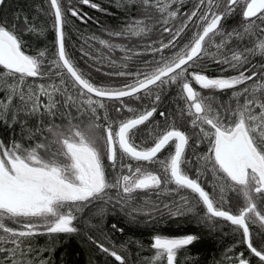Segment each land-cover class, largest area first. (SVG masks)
I'll return each instance as SVG.
<instances>
[{
  "label": "snow or ice",
  "instance_id": "snow-or-ice-1",
  "mask_svg": "<svg viewBox=\"0 0 264 264\" xmlns=\"http://www.w3.org/2000/svg\"><path fill=\"white\" fill-rule=\"evenodd\" d=\"M3 2L0 0V4ZM48 2L54 17L57 50L47 71L43 68L45 52L41 51L37 56L26 54L15 30L0 24V66L4 69V73H0V83L9 93L6 102L0 101V109H10L12 100L18 98L25 107L31 105L29 111L32 113L43 106L47 113L55 115L54 109L58 103L55 100L56 93L66 96V106L71 107L75 103L73 96L67 95L68 89L63 87L67 77L79 96L84 98L81 106L86 108L90 119L83 127L71 121L65 127L51 125L48 128L51 140L31 149H21L19 144L6 148L0 142V253L6 254L5 261L32 264L30 260L18 259L26 255V248L30 249L27 240L35 235L75 233V213L87 204L104 200L109 190H116L117 202L125 205L134 200V194L139 191L178 193L189 190L206 209L209 219L221 218L230 222L234 231L241 233V242L264 264V251L253 246V234L249 228L250 224L256 223L264 228V82H261L264 81V74H261L259 81L232 92L234 106L231 103L214 106V96H203L193 86L196 84L201 90L228 91L256 80L258 74L255 71L246 75L249 69H239L249 63L246 53L255 54L258 51L264 55V35L257 39L252 49L243 51L231 49L229 41L233 37L242 39L245 35H256L259 28L257 21L264 25V0H199L181 27L175 31L164 27L163 31L170 35L168 43L151 48L155 53L169 50L171 55H161L147 71L134 74L117 72L118 76L133 77L132 83L119 88L98 86L76 67L65 50V15L61 0ZM141 2L146 10L154 7L161 14L164 24L178 15L176 10H170L177 0ZM79 3L100 9V5L93 0H79ZM68 11L73 17L85 20L86 14L81 15L74 6L68 7ZM236 14L242 16L243 31L233 29L232 32H225L222 21ZM189 22L194 26V30L189 29L190 36L185 32ZM149 30L143 20H136L123 31L112 35L141 36ZM260 31L264 34V29ZM216 37L221 38L216 48L222 57L217 62L229 65L238 71V75L211 78L195 70L189 72L206 54ZM185 38L187 43L177 48L178 40ZM100 44L107 48L118 47L105 40H100ZM221 48H227V52H220ZM53 69L56 71L53 72ZM53 75L60 78V86L27 84L28 78L35 80L44 76L51 78ZM8 80L12 83H8ZM165 84L179 86L180 97L185 102L181 116L186 113L194 130L192 135L198 136L200 141L207 140L210 145L208 154L200 159L205 165L211 164L214 175L219 174L217 179L223 181L221 193L225 188L236 193L237 214L224 210L223 205L227 201L223 196L217 202L205 190L199 182V173L197 178L187 174L185 168L188 160L185 153L191 136L176 127L175 122H166L163 127H150L144 133L147 139L142 144L150 143L151 146L142 147L135 143L137 130L150 122L157 109L153 106L138 111L128 107L124 98L140 99L141 93L151 94L154 87L160 88ZM41 96L48 98L47 104L42 105ZM159 99L157 95L156 100ZM105 101L119 102L132 115L115 121L105 111L102 117L105 124L100 125L97 120L101 117L97 113L99 109L106 110ZM115 111L119 113L121 108ZM160 116H165V113L161 112ZM170 148L173 150L160 159L159 154ZM39 150L47 152V158ZM105 158L109 162L108 166L114 170L111 180L106 174ZM146 164L159 165V172L149 170ZM181 200L183 204H189L186 198L181 197ZM141 210L133 208V211ZM191 210L189 206L187 211ZM183 214L184 210L179 207L175 212L170 211V215ZM196 239L195 234L178 238L154 235L150 245L154 255L148 264H176L178 250L192 245ZM98 246L120 264H125V257L117 251L103 244ZM235 260L237 264H249V260L243 258V253Z\"/></svg>",
  "mask_w": 264,
  "mask_h": 264
},
{
  "label": "trees",
  "instance_id": "trees-1",
  "mask_svg": "<svg viewBox=\"0 0 264 264\" xmlns=\"http://www.w3.org/2000/svg\"><path fill=\"white\" fill-rule=\"evenodd\" d=\"M93 2L99 4L100 9L82 5L79 0H61L65 15V50L76 67L92 83L119 88L126 83H132L133 77L118 76L117 72L134 74L138 71H147L150 66H154L153 61H158L161 55L165 57L171 55L169 50L155 53L151 51V48H159L161 43H168L170 35L163 31L164 27H169L173 31L181 27L186 16L195 9L199 0H177L170 10H176L178 15L167 24L163 23L161 14L154 7H148L146 10L141 0H93ZM70 6L78 9L81 15L86 14L85 20L81 21L78 17H73L68 11ZM136 20H143L144 26L150 30L141 36L112 35V33L123 31L127 25ZM241 20L242 16L239 14L229 16L222 21L223 30L225 32H232L233 29L243 31ZM53 23L47 0H4L0 4V24L6 25L9 30H15L22 41V50L26 54L37 56L39 52H45L43 58L45 71L51 66L49 62L55 59ZM257 25L259 28L256 30V35L251 37L245 35L242 39L233 37L229 41V47L237 51L252 49L257 39L264 35L260 31L264 29V25H260L259 21ZM189 29L194 30L191 22H189V28L185 29L190 36ZM220 39V37L215 38V42L207 48L206 54L189 71L195 70L211 76L238 73L229 65L217 62L222 58L216 48ZM100 40L108 41L118 47L107 48L100 44ZM183 43H187V38L178 40L177 48ZM220 52H227V48H221ZM246 55L249 63L239 71L249 69L246 75H251V72L255 71L258 74L255 81H249L245 85L228 91L201 90L196 84H193L194 88L203 96H214V106L226 103L234 106V101L231 99L232 92L240 91L241 88L259 81L261 74H264V55L258 51L255 54L246 53ZM52 71L55 72L56 69ZM0 73H4L2 66H0ZM8 83L12 81L8 80ZM27 84L60 86V78L54 75L51 78L44 76L35 80L28 78ZM63 87L68 89L67 95L73 96L75 103L71 107L66 106L64 104L66 96L56 93L55 100L58 103L57 108L54 109L55 115L47 113L43 106L39 111L32 113L29 111L31 105L25 107L18 98L12 100L13 106L10 109H0V142H3L6 148L19 144L21 149H31L37 144L51 140L48 128L53 124L65 127L69 121L73 124H79L78 121L83 119L89 122V114L86 108L81 106L83 97L79 96L67 77ZM8 95V91L0 83V101L6 102ZM140 95V99L125 97L124 103L138 111L153 106L157 111L150 122L137 130L135 143L147 147L150 143L142 144V141L147 139L144 133L150 127L153 125L163 127L166 122L169 124L175 122L176 127L191 136L185 153L188 160L185 168L187 174L197 178L199 173V182L205 190L217 202L223 196L227 201L223 205L224 209L233 213L237 212L236 193L228 188L221 193L220 186L223 181L217 179L219 174L214 175L211 164L205 165V162L200 159L208 154L210 145L207 140L200 141L198 136L192 135L194 130L190 119L186 113L183 117L181 116V109L185 107V102L180 97L179 86L165 84L160 88L154 87L151 94L141 93ZM157 95L160 97L158 101ZM40 99L42 105L48 103L46 96H41ZM105 103L106 110L99 109L97 113L101 117L97 123L102 126L105 124L102 119L105 111L110 119L115 121L132 115L117 101H105ZM116 108H121V111L117 113ZM161 112L165 113V116H160ZM168 151L172 149L159 154L160 159L167 156ZM44 153L48 156L47 152L44 151ZM132 163L135 165L136 162ZM104 164L108 179L111 180L114 170L108 166L109 162L106 158ZM145 166L159 172V165L146 164ZM134 196V200L125 205L117 202L116 190H109L104 200L87 204L81 211L75 213L77 217L73 222V226L77 229L75 233L35 235L26 241V244H30V249H25L26 255L23 257L29 256V260L33 259L34 262L30 260L32 264H120L114 257L101 251L98 245L103 244L124 256L125 264H148L154 255V250L150 248L154 235L195 234L197 239L192 245L178 250L176 264H237L235 258L241 253L243 258L249 260V264H261L259 258L255 257L241 242V233L234 231V226L221 218L209 219L206 209L197 202L189 190L178 193L139 191ZM181 197L186 198L189 204H183ZM165 205L168 207L165 208ZM189 206L192 208L191 211H187ZM177 207L183 209L184 214L170 215V211L175 212ZM133 208L142 210L133 211ZM249 228L253 234V246L257 250L264 251V228L259 223L250 224ZM5 247H11V245ZM5 255L0 253V264H6ZM36 260L40 261L36 262Z\"/></svg>",
  "mask_w": 264,
  "mask_h": 264
},
{
  "label": "rangeland",
  "instance_id": "rangeland-1",
  "mask_svg": "<svg viewBox=\"0 0 264 264\" xmlns=\"http://www.w3.org/2000/svg\"><path fill=\"white\" fill-rule=\"evenodd\" d=\"M189 72H191V71H189ZM235 75H238V73L237 74H234V75H232V74H228L227 76H222V75H217V76H211V75H208L209 77H211V78H215V77H231V76H235ZM84 99V98H83ZM78 121V120H77ZM87 122H88V120H84L83 119V121L82 120H80V121H78V123L81 125V127H83V126H85L86 124H87ZM77 124V123H76ZM40 151V154L42 155V156H45V158H47V155L44 153V150L42 151V150H39ZM150 170V169H149ZM9 226H12V227H17V225H14V224H9ZM186 235H188V234H186ZM166 236H168V235H166ZM183 236H185V235H183ZM168 237H170V238H178V237H182V236H178V235H172V236H168ZM19 258V257H18ZM19 259H22V260H29V256L28 257H21V258H19ZM31 260V259H30ZM32 262H34L33 261V259L31 260ZM38 261H40V260H36V262H38ZM6 264H11V262L10 261H7L6 262Z\"/></svg>",
  "mask_w": 264,
  "mask_h": 264
},
{
  "label": "water",
  "instance_id": "water-1",
  "mask_svg": "<svg viewBox=\"0 0 264 264\" xmlns=\"http://www.w3.org/2000/svg\"><path fill=\"white\" fill-rule=\"evenodd\" d=\"M48 1V0H47ZM51 10V9H50ZM52 20H53V22H54V17L52 16ZM53 32H54V43H55V47H54V49H55V53H56V50H57V46H56V33H55V30H54V28H53ZM115 88H118V87H115ZM151 107H147L146 109H150ZM148 146H151L150 144L148 145ZM147 146V147H148ZM173 150V149H172ZM225 210V209H224ZM238 213V211L237 212H234V214H237ZM245 246H246V244H244ZM247 247V246H246ZM245 247V248H246Z\"/></svg>",
  "mask_w": 264,
  "mask_h": 264
},
{
  "label": "flooded vegetation",
  "instance_id": "flooded-vegetation-1",
  "mask_svg": "<svg viewBox=\"0 0 264 264\" xmlns=\"http://www.w3.org/2000/svg\"><path fill=\"white\" fill-rule=\"evenodd\" d=\"M238 211V210H237Z\"/></svg>",
  "mask_w": 264,
  "mask_h": 264
}]
</instances>
